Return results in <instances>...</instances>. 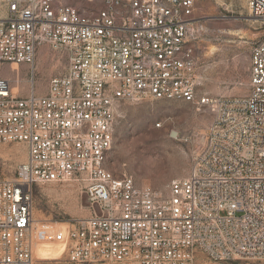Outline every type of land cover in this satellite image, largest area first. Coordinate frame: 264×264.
Segmentation results:
<instances>
[{
  "label": "built area",
  "instance_id": "2783aa9c",
  "mask_svg": "<svg viewBox=\"0 0 264 264\" xmlns=\"http://www.w3.org/2000/svg\"><path fill=\"white\" fill-rule=\"evenodd\" d=\"M0 0V65L64 61L43 92L0 78V144L25 161L0 178V264H33L35 245L63 243L71 263L264 261V0H247L262 36L250 48L243 95L199 94L196 0ZM170 99L207 109L210 124L189 173L163 197L107 167L121 102ZM160 126V123L157 124ZM72 183L88 215L64 234L33 216V186Z\"/></svg>",
  "mask_w": 264,
  "mask_h": 264
},
{
  "label": "rangeland",
  "instance_id": "374dc122",
  "mask_svg": "<svg viewBox=\"0 0 264 264\" xmlns=\"http://www.w3.org/2000/svg\"><path fill=\"white\" fill-rule=\"evenodd\" d=\"M63 2L90 10L100 7L98 2L87 0ZM194 14L200 18L199 94H246L250 48L262 36L258 24L249 16L247 0H196ZM33 66L32 76L27 64L0 65V78L8 79L18 95L29 92L31 78L37 92H43L48 79L63 72L64 61L42 47ZM211 118L207 109L184 101L121 102L113 150L106 167L117 176L126 172L138 186L149 187L166 197L170 182L189 173L203 146ZM25 158L26 149L22 143L0 144V178H15L17 167ZM88 212L86 197L72 183L33 186V216L40 224L64 234L73 219L85 217ZM62 251L60 241L40 242L35 245L33 264H115L107 261L71 263ZM198 264H264V261L240 258L215 262L200 255Z\"/></svg>",
  "mask_w": 264,
  "mask_h": 264
},
{
  "label": "bare ground",
  "instance_id": "6f19581e",
  "mask_svg": "<svg viewBox=\"0 0 264 264\" xmlns=\"http://www.w3.org/2000/svg\"><path fill=\"white\" fill-rule=\"evenodd\" d=\"M173 135H174V133H173Z\"/></svg>",
  "mask_w": 264,
  "mask_h": 264
}]
</instances>
